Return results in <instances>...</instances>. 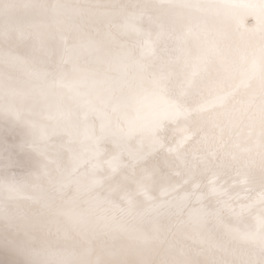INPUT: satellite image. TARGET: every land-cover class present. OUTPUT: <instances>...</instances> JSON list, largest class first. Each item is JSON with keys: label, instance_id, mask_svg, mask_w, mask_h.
Instances as JSON below:
<instances>
[{"label": "snow or ice", "instance_id": "6c2138e0", "mask_svg": "<svg viewBox=\"0 0 264 264\" xmlns=\"http://www.w3.org/2000/svg\"><path fill=\"white\" fill-rule=\"evenodd\" d=\"M0 264H264V0H0Z\"/></svg>", "mask_w": 264, "mask_h": 264}]
</instances>
